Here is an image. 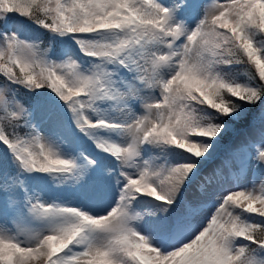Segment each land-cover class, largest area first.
Listing matches in <instances>:
<instances>
[{"label": "snow or ice", "instance_id": "obj_1", "mask_svg": "<svg viewBox=\"0 0 264 264\" xmlns=\"http://www.w3.org/2000/svg\"><path fill=\"white\" fill-rule=\"evenodd\" d=\"M0 264H264V0H0Z\"/></svg>", "mask_w": 264, "mask_h": 264}, {"label": "rangeland", "instance_id": "obj_2", "mask_svg": "<svg viewBox=\"0 0 264 264\" xmlns=\"http://www.w3.org/2000/svg\"><path fill=\"white\" fill-rule=\"evenodd\" d=\"M23 34H24V35H27V36H30V37L35 35L34 32H32L30 29H27V28H26V30H25V32H24ZM41 46H42V44H41ZM227 146H230V145H229V141H227V142L225 143V147H227ZM254 183H255V186H256L257 189H258L259 186H260V180H259L258 177L255 178ZM234 186H238L239 188L242 189V188H244L245 186H249V180L246 179V178L243 177V176L239 177L238 180L235 179V178H233V179L231 180V183L229 184V187H233V190H235V187H234Z\"/></svg>", "mask_w": 264, "mask_h": 264}, {"label": "trees", "instance_id": "obj_3", "mask_svg": "<svg viewBox=\"0 0 264 264\" xmlns=\"http://www.w3.org/2000/svg\"><path fill=\"white\" fill-rule=\"evenodd\" d=\"M47 43H48L47 39L45 38L42 43V47L47 46ZM237 73H238L237 79L243 82L246 79V77L244 76V66H237Z\"/></svg>", "mask_w": 264, "mask_h": 264}]
</instances>
